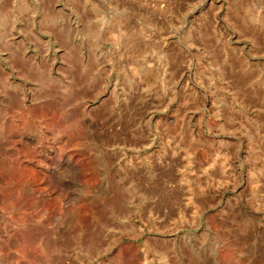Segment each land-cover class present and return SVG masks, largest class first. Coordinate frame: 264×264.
<instances>
[{"label":"rangeland","instance_id":"374dc122","mask_svg":"<svg viewBox=\"0 0 264 264\" xmlns=\"http://www.w3.org/2000/svg\"><path fill=\"white\" fill-rule=\"evenodd\" d=\"M13 1L0 52L41 88L24 106L0 71V264H134L130 193L188 189L229 193L204 206L233 211L227 264H264V0H33L48 80L6 41Z\"/></svg>","mask_w":264,"mask_h":264},{"label":"built area","instance_id":"2783aa9c","mask_svg":"<svg viewBox=\"0 0 264 264\" xmlns=\"http://www.w3.org/2000/svg\"><path fill=\"white\" fill-rule=\"evenodd\" d=\"M1 17L2 20H10V37L6 41L19 49L22 60L35 65L48 80L53 74L56 55L51 34L40 30L42 16L40 18L34 1L14 0L11 8L4 10ZM35 40L41 42L40 47L35 46ZM8 56L10 53L0 52V71L5 75L4 82L16 92L20 104L28 106L35 100L41 84L38 80L18 77ZM2 97L0 94V99ZM163 146L149 142L127 147L126 153H121L120 161L147 166L152 159L162 158ZM167 147L174 152L170 158L178 159L180 147L177 144H168ZM122 149L119 146L115 148L116 151ZM222 192L180 191L176 194L179 202L170 207L162 204L161 196L131 192L127 207L129 214L124 224L129 228L125 244L133 249L134 264H227L220 248L229 242V213L233 211L223 202L218 206L210 204L204 207L210 197H229L228 192Z\"/></svg>","mask_w":264,"mask_h":264},{"label":"bare ground","instance_id":"6f19581e","mask_svg":"<svg viewBox=\"0 0 264 264\" xmlns=\"http://www.w3.org/2000/svg\"><path fill=\"white\" fill-rule=\"evenodd\" d=\"M243 12H244V11H243ZM257 24H258V23H257ZM17 59H18V58H17ZM37 73H38V72H37ZM249 75H250V74H249ZM41 76H42V75H41ZM38 79H39V78H38ZM40 80H41V79H40ZM41 82H42V81H41ZM45 87H46V86H45ZM45 87H44V88H45Z\"/></svg>","mask_w":264,"mask_h":264}]
</instances>
